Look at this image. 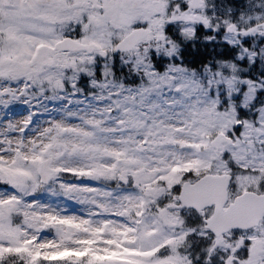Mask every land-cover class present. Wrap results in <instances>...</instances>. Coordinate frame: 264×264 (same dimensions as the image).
Listing matches in <instances>:
<instances>
[{
	"label": "snow or ice",
	"instance_id": "6c2138e0",
	"mask_svg": "<svg viewBox=\"0 0 264 264\" xmlns=\"http://www.w3.org/2000/svg\"><path fill=\"white\" fill-rule=\"evenodd\" d=\"M0 264H264V0H0Z\"/></svg>",
	"mask_w": 264,
	"mask_h": 264
}]
</instances>
